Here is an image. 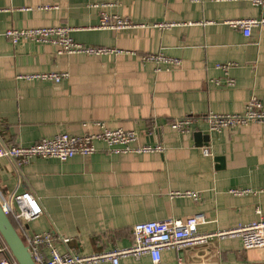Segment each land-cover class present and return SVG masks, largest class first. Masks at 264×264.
<instances>
[{
	"label": "crops",
	"instance_id": "crops-1",
	"mask_svg": "<svg viewBox=\"0 0 264 264\" xmlns=\"http://www.w3.org/2000/svg\"><path fill=\"white\" fill-rule=\"evenodd\" d=\"M103 15L133 27L100 29ZM239 19H264V6L248 0H0L1 145L98 133L94 123L105 122L135 131L134 148L163 147L114 153L96 141V153L66 162L35 159L17 167L0 159V195L29 192L43 208L25 225L27 235L57 233L69 239L57 243L61 253L90 255L130 247L139 223L204 213L207 223L199 230L214 233L264 218V124L222 132H210L203 121L187 133L172 128L184 117L244 113L252 98L264 105V24L246 37L229 24ZM160 23L177 26L161 30ZM59 26H69L77 43L112 52L59 55L53 45H13L5 37L9 29ZM160 53L180 64L144 58ZM43 73L68 77L60 83L17 78ZM204 148L212 156H204ZM235 190L253 192L237 196ZM186 191L201 200L173 196ZM4 246L0 235V263L8 259ZM251 261L241 239L217 237L206 246L164 251L161 264ZM120 264L153 262L125 257Z\"/></svg>",
	"mask_w": 264,
	"mask_h": 264
},
{
	"label": "built area",
	"instance_id": "built-area-1",
	"mask_svg": "<svg viewBox=\"0 0 264 264\" xmlns=\"http://www.w3.org/2000/svg\"><path fill=\"white\" fill-rule=\"evenodd\" d=\"M255 6H264V0H248ZM96 8L99 5H95ZM49 9L50 7H45ZM229 24L241 29L246 37H250L252 29L264 24V19H239ZM161 30H169L177 26L174 23H160L155 25ZM133 27V23L119 16L103 15L99 28L109 30H122ZM5 37L13 45L22 40L35 43L50 44L57 48L59 55H105L111 50L104 47L86 46L77 43L71 36L69 26L35 28V29H9ZM145 60L157 64L179 65L176 59L166 57L164 54H153L144 57ZM222 67V66H220ZM224 68V67H222ZM157 72L160 70L157 69ZM68 74L43 73L21 75L17 78L27 81H40L60 83L67 79ZM199 121L205 122L210 132H222L225 129H232L251 123L264 124V105L258 99L252 98L248 101L244 113L217 114L208 113L199 117H184L176 119L172 128L177 132H190L191 127ZM94 126L100 128L98 133H86L81 136H74L68 133L55 135L51 138H44L39 143L24 147H5L0 144V159L15 162L17 167L30 164L35 159H56L66 162L77 156H90L96 153V141L104 142L114 153H151L163 152L162 146H132L137 140L138 134L135 131L123 129H111L105 122H96ZM204 156H212L208 148L202 150ZM252 190H235L234 195H245L252 193ZM176 197H186L199 202L201 196L193 191L174 193ZM0 202L4 213L13 221L18 223L17 229L25 241L36 264H120L121 259L133 257L139 259L149 256L153 264H161L162 254L167 250L180 251L188 248L202 247L209 244L213 238H239L242 241L243 249L252 261L248 264H264V261H257L258 255L264 257V218L247 224H240L237 227L214 233L201 232L199 228L207 223L204 213L187 217L185 219H168L163 221H151L139 223L133 227L132 245L127 248L114 249L109 252L83 255L77 253H61L57 243L68 242L57 233L45 232L34 235H27L25 225L35 221L44 213L39 199L32 193L22 194L10 193L8 196L0 195ZM4 250L8 253V259L0 264H17L13 259L6 245Z\"/></svg>",
	"mask_w": 264,
	"mask_h": 264
},
{
	"label": "water",
	"instance_id": "water-1",
	"mask_svg": "<svg viewBox=\"0 0 264 264\" xmlns=\"http://www.w3.org/2000/svg\"><path fill=\"white\" fill-rule=\"evenodd\" d=\"M206 137L208 140V135ZM0 235L17 264H36L25 241L14 226L13 221L4 213L1 202Z\"/></svg>",
	"mask_w": 264,
	"mask_h": 264
},
{
	"label": "trees",
	"instance_id": "trees-1",
	"mask_svg": "<svg viewBox=\"0 0 264 264\" xmlns=\"http://www.w3.org/2000/svg\"><path fill=\"white\" fill-rule=\"evenodd\" d=\"M13 224H14V226H15L17 229L19 228L18 223H16L14 220H13Z\"/></svg>",
	"mask_w": 264,
	"mask_h": 264
},
{
	"label": "rangeland",
	"instance_id": "rangeland-1",
	"mask_svg": "<svg viewBox=\"0 0 264 264\" xmlns=\"http://www.w3.org/2000/svg\"><path fill=\"white\" fill-rule=\"evenodd\" d=\"M95 7V6H94ZM96 8V7H95Z\"/></svg>",
	"mask_w": 264,
	"mask_h": 264
}]
</instances>
